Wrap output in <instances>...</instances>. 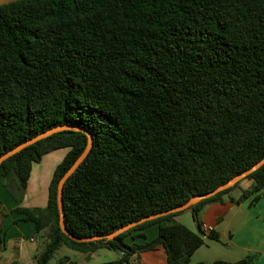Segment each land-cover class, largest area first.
<instances>
[{
    "label": "trees",
    "instance_id": "trees-1",
    "mask_svg": "<svg viewBox=\"0 0 264 264\" xmlns=\"http://www.w3.org/2000/svg\"><path fill=\"white\" fill-rule=\"evenodd\" d=\"M58 126L94 139L63 191L65 226L78 237L108 235L231 181L264 158V0L1 5L0 157ZM87 144L84 132L64 130L0 165V184L18 204L8 211L0 199V230L10 215L18 216L14 225L33 223L45 241L36 264H50L61 247L87 255L106 248L121 254L111 264H133L160 246L167 264H192L206 244L199 218L206 206H254L264 197L262 166L186 209L197 231L177 219L183 210L113 240L76 242L60 227L58 184ZM60 149L68 152L54 171L47 206H21L33 165ZM244 182L249 186L232 198ZM155 225L158 235L147 241L142 231ZM208 238L220 241V234L212 230ZM197 264L257 263L247 255Z\"/></svg>",
    "mask_w": 264,
    "mask_h": 264
},
{
    "label": "crops",
    "instance_id": "crops-1",
    "mask_svg": "<svg viewBox=\"0 0 264 264\" xmlns=\"http://www.w3.org/2000/svg\"><path fill=\"white\" fill-rule=\"evenodd\" d=\"M67 152L68 149L66 154ZM57 166H55V169ZM33 170L34 165L32 172ZM54 171L45 177L42 187L38 185L37 187L34 186L33 189L29 187V182L32 179L31 173L21 206L29 208H45L47 206L49 186ZM249 184H242L231 194V197L238 199L242 189H245ZM40 187L41 190H39ZM0 199L3 200L8 211H12L18 205L2 184H0ZM191 216L194 227L196 226L195 228H197L198 223L193 218L192 213ZM17 217L10 215L2 224V229L0 230V264H36L35 258L42 250L38 244L39 238L37 237L35 225L30 222H21L14 225L13 221ZM199 218L203 223H207L214 231L220 234V241L206 238V244L197 249L192 255V264H197L201 261L213 263L217 260L235 262L247 255L255 256L257 264H264V197L254 206H250V200L243 203L229 201L215 203L206 206L201 211ZM177 219L183 222L181 215ZM184 224L192 231H197L193 226L187 223ZM19 225L21 228L18 227ZM142 233L145 234L147 241H151L158 235V226L147 228ZM136 240L139 243L146 242L143 238ZM11 241H13L12 244ZM127 242L132 244L133 241L128 239ZM61 248L63 249L62 255L58 258L55 255L50 264H111L121 257L120 253L106 248L98 249L89 255L73 251L67 247ZM133 264H167V256L163 246L157 247L155 251L135 257Z\"/></svg>",
    "mask_w": 264,
    "mask_h": 264
},
{
    "label": "water",
    "instance_id": "water-1",
    "mask_svg": "<svg viewBox=\"0 0 264 264\" xmlns=\"http://www.w3.org/2000/svg\"><path fill=\"white\" fill-rule=\"evenodd\" d=\"M16 1H20V0H0V6L5 5V4H9V3H13ZM64 130H78V131L84 132L88 136V144H87L85 151L80 155V157L76 160V162L72 165V167L64 174V176L62 177V179L60 180V182L58 184V206H59V212H60V216H61L60 227H61L63 233H65L70 239H72L76 242H90V241L101 240V239L113 240L114 238H116L120 234L125 233L128 230H130V229L134 228L135 226L140 225L144 222L146 223V222L153 221V220L160 218L162 216H165V215L168 216L170 214L181 212L183 210L189 209L193 205L200 203L204 199H207V198L210 199V198L214 197L215 195H217L218 193H220L221 191L226 190L228 188L230 189L231 187L236 186L240 181L244 180L248 175L253 174L260 167L264 166V158H263L255 166H253L252 168L250 167L249 169H247L243 173L237 175L231 181L229 180L228 182L219 186L218 188H216L212 192H209V193L207 192L205 194L193 197L188 203L186 202V203H184L178 207H175L173 209H170L167 211L164 210V211L149 215L147 217H143V218L136 220V221H134L128 225H125V226L123 225V226L119 227L118 229H116V231H114L108 235H105V236H95V237L82 238V237H78V236L73 235L65 226L63 191H64V186H65L67 180L73 175V173L77 170V168L83 163V161L90 154V151H91L93 144H94V139H93V135L89 131H86L84 129H79L76 127H70V126L55 127L53 129L45 132V133H42V134L26 141L22 145H20V146L16 147L15 149L4 154L2 157H0V165L6 159H8V158L12 157L13 155L17 154L18 152L22 151L24 148L42 140V139H45L48 136H51L52 134H55V133H58V132H61Z\"/></svg>",
    "mask_w": 264,
    "mask_h": 264
},
{
    "label": "rangeland",
    "instance_id": "rangeland-1",
    "mask_svg": "<svg viewBox=\"0 0 264 264\" xmlns=\"http://www.w3.org/2000/svg\"><path fill=\"white\" fill-rule=\"evenodd\" d=\"M66 150L67 149H60L57 151H54L50 154H47L40 163L34 164V170L32 172V179L29 182V187L30 189H33L34 186H38L40 185L42 187V183L44 182L45 177L51 174L52 171H54L55 166H57L59 164V162L62 160V158L66 155ZM57 164V165H56ZM249 182H244L243 185H246ZM41 187L39 190H41ZM3 202V200H2ZM4 204V208L6 210L7 206ZM181 220L184 223H187L188 225H191L194 227V222L191 216V212L190 211H184L181 214ZM1 225V223H0ZM20 227V225L18 226ZM196 227V226H195ZM194 227V228H195ZM21 228V227H20ZM19 229V228H18ZM197 230V228H195ZM13 243V241H11V244ZM39 247L41 248V250L43 249V246L45 244V241L42 238H39ZM63 253V249L60 248V250L57 251L56 253V258H58L59 256H61Z\"/></svg>",
    "mask_w": 264,
    "mask_h": 264
},
{
    "label": "built area",
    "instance_id": "built-area-1",
    "mask_svg": "<svg viewBox=\"0 0 264 264\" xmlns=\"http://www.w3.org/2000/svg\"><path fill=\"white\" fill-rule=\"evenodd\" d=\"M201 230L203 231V233H205V235H204L205 239L206 238L208 239V236L210 235V233L212 232L213 229L207 223H203Z\"/></svg>",
    "mask_w": 264,
    "mask_h": 264
}]
</instances>
